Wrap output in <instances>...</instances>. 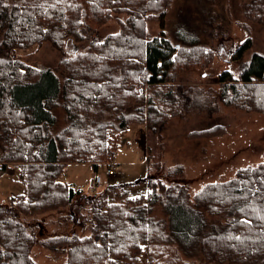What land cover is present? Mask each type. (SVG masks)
<instances>
[{
	"label": "trees",
	"instance_id": "obj_1",
	"mask_svg": "<svg viewBox=\"0 0 264 264\" xmlns=\"http://www.w3.org/2000/svg\"><path fill=\"white\" fill-rule=\"evenodd\" d=\"M171 1L0 0V175L15 166L24 186L0 204V264H36V245L66 254L65 264H264V161L194 196L178 180L182 166L167 170L171 183L149 177L141 195L132 193L134 183L86 193L61 180L69 164L90 163L97 171L113 162L130 126L163 128L168 109L159 105L168 102L151 92L156 105L141 90L172 83L179 70L213 64L214 49L185 28L174 34L180 42L167 36ZM244 7L247 18H264V0ZM154 16L162 30L152 35L147 21ZM111 20L121 29L101 37ZM45 42L62 52L56 69L16 56ZM69 42L84 45L71 52ZM252 46L248 36L230 52L228 62H238V72L219 73L218 98L264 115V53L245 59ZM184 88L170 86L166 96L176 101L177 90L187 97ZM204 131L194 134L225 130L216 124ZM52 211L89 235L72 230L41 239L36 216Z\"/></svg>",
	"mask_w": 264,
	"mask_h": 264
},
{
	"label": "rangeland",
	"instance_id": "obj_2",
	"mask_svg": "<svg viewBox=\"0 0 264 264\" xmlns=\"http://www.w3.org/2000/svg\"><path fill=\"white\" fill-rule=\"evenodd\" d=\"M251 0H172L166 12L164 29L167 36L175 42H180L175 35L178 29L188 30L205 45L215 51V60L210 66L202 69L179 70L173 82L168 85H156L157 101L161 109H168L163 128L158 133L143 125H132L121 137L113 161L117 174L108 175L109 164L102 163L96 171L90 163H72L67 167V174L61 180L82 188L86 193L100 192L108 186L132 184V193L141 195L149 189V177L171 183L167 178L168 169L182 166L183 176L178 180L189 185L192 196L211 183L233 178L238 169L249 165H257L264 160V115L258 112H247L222 104L218 98L220 83L218 75L222 70L230 69L238 72V62L229 63V54L248 36L253 39V46L245 55V59L254 52L264 53V18L249 19L245 16V4ZM150 9V8H149ZM144 10V9H142ZM126 18L123 13L119 15ZM147 27L152 35L162 30L156 16L148 19ZM121 29L119 22L111 20L102 27L101 37L115 33ZM183 32V31H182ZM192 34V35H191ZM207 41V42H206ZM183 45L186 42L181 41ZM87 44V42H83ZM69 42L70 51L82 48ZM87 48V47H86ZM85 48V50H86ZM74 51H77L76 49ZM17 57L38 68L56 69L62 57V52L51 42L26 50H17ZM184 85L187 97L181 96L177 90L173 92L172 100L169 94L170 86ZM152 102L157 105L156 101ZM168 115V117H166ZM64 122V114L60 115ZM161 124V122H159ZM221 124L224 132L220 136H205L194 133H204L205 129ZM155 125V124H154ZM204 131V132H203ZM200 136V137H199ZM142 140V143L137 140ZM121 155L128 164H118L116 153ZM127 151H132L133 157ZM147 154V155H146ZM102 178V184L94 190L96 177ZM24 191L20 180L19 169L10 165L0 175V204L9 202ZM84 211V210H83ZM52 211L36 216L41 224L38 236L47 239L72 230L83 236L89 231H83L81 225H66L58 221L59 213ZM161 214L160 209L157 210ZM79 214V213H78ZM82 215V213H80ZM63 217V216H62ZM85 217V215H84ZM83 217V218H84ZM36 264H65L66 254H59L42 245H36L32 252Z\"/></svg>",
	"mask_w": 264,
	"mask_h": 264
},
{
	"label": "crops",
	"instance_id": "obj_3",
	"mask_svg": "<svg viewBox=\"0 0 264 264\" xmlns=\"http://www.w3.org/2000/svg\"><path fill=\"white\" fill-rule=\"evenodd\" d=\"M141 142L142 143V140H137V142ZM143 144V143H142ZM116 152V151H115ZM129 154H130V156H131V158L133 157V153H132V151H127ZM147 155V154H146ZM116 156L118 157V160H116V162L118 163V164H128V162H127V160H126V158H124L122 155H121V150H119L117 153H116ZM264 161V160H263ZM115 163V162H114ZM71 164H69L68 165V167L70 166ZM118 166V165H117Z\"/></svg>",
	"mask_w": 264,
	"mask_h": 264
},
{
	"label": "bare ground",
	"instance_id": "obj_4",
	"mask_svg": "<svg viewBox=\"0 0 264 264\" xmlns=\"http://www.w3.org/2000/svg\"><path fill=\"white\" fill-rule=\"evenodd\" d=\"M113 171H114V174H110V172H109V170H108V175L111 176V177L116 176V174H117V169H116V167L113 169ZM98 178H100V182H97V179H98ZM102 182H103V181H102V178H101L100 176H97V177H96V180H95V185H94V190H95V191H98L99 188H97V187H98L100 184H102ZM99 187H100V186H99Z\"/></svg>",
	"mask_w": 264,
	"mask_h": 264
},
{
	"label": "built area",
	"instance_id": "obj_5",
	"mask_svg": "<svg viewBox=\"0 0 264 264\" xmlns=\"http://www.w3.org/2000/svg\"><path fill=\"white\" fill-rule=\"evenodd\" d=\"M114 156H115V152L112 153V157H113V158H114ZM116 166H117V164L114 163V161L111 162V163L109 164V172H110V174H114L113 169H114ZM97 182H100V178L97 179Z\"/></svg>",
	"mask_w": 264,
	"mask_h": 264
}]
</instances>
